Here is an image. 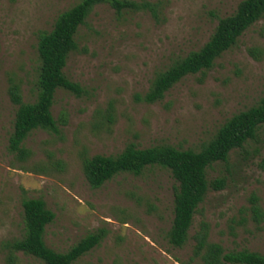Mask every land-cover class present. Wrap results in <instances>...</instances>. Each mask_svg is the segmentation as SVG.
Returning <instances> with one entry per match:
<instances>
[{
  "label": "rangeland",
  "instance_id": "1",
  "mask_svg": "<svg viewBox=\"0 0 264 264\" xmlns=\"http://www.w3.org/2000/svg\"><path fill=\"white\" fill-rule=\"evenodd\" d=\"M150 9L116 11L97 5L80 26L78 49L65 73L83 92L59 89L52 108L59 130H34L24 142L25 161L10 149L18 106L9 78L21 82L23 99L38 95L39 35L51 31L64 11L81 0H0V264H44L8 243L25 232L23 201L43 199L56 218L46 228V244L67 252L100 229L102 242L74 264H193L194 235L209 224V241L226 251L264 254V219L257 223L251 198L264 213V125L255 139L207 170L210 188L183 247L169 240L175 191L171 171L148 167L141 175L121 173L94 188L84 159L115 156L129 144H167L200 151L234 115L264 96V16L204 74L185 76L154 103L141 100L157 74L200 50L221 18L243 0H132Z\"/></svg>",
  "mask_w": 264,
  "mask_h": 264
},
{
  "label": "trees",
  "instance_id": "2",
  "mask_svg": "<svg viewBox=\"0 0 264 264\" xmlns=\"http://www.w3.org/2000/svg\"><path fill=\"white\" fill-rule=\"evenodd\" d=\"M100 4H110L118 12L129 8L150 9L156 15L155 5L147 1L139 4L132 0H81L60 14L51 31L40 32L36 100L24 101L21 82L14 77L9 78V95L11 101L18 106L14 131L10 137V149L22 161L32 155L24 147V142L34 130H59L52 112L56 92L59 89L77 95L83 92L78 83L67 77L65 67L70 54L78 49L77 35L80 26L86 23L93 9ZM263 16L264 0L241 1L235 13L219 20L209 41L200 50L189 53L157 74L150 90L141 100L154 103L163 99L165 93L185 76L204 74L214 66L217 58L232 48L240 36ZM263 125L264 96L257 105L231 117L200 151L179 149L167 144L148 148L129 144L118 155H95L84 159V172L91 186L99 188L121 173L141 175L146 168L153 166L169 169L178 183L169 240L174 246L183 247L189 240L194 216L210 188L220 190L225 187L224 177L209 181L208 168L217 162H227L230 153L255 139ZM23 207L25 232L22 238L8 243V258L11 263L16 262L17 252H23L44 264H74L98 246L106 236V231L100 229L83 237L67 252H58L45 241L46 228L55 220V212L41 198L25 199ZM251 210L255 221L261 223L264 213L257 196L251 198ZM194 239L193 264H264V254L248 249L226 251L220 243L210 242L207 222L201 224Z\"/></svg>",
  "mask_w": 264,
  "mask_h": 264
}]
</instances>
